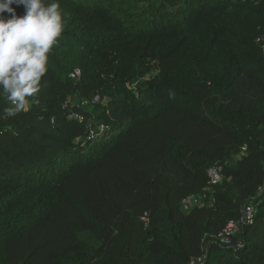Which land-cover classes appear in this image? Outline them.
<instances>
[{
  "label": "trees",
  "instance_id": "obj_1",
  "mask_svg": "<svg viewBox=\"0 0 264 264\" xmlns=\"http://www.w3.org/2000/svg\"><path fill=\"white\" fill-rule=\"evenodd\" d=\"M114 1L59 0L38 93L11 116L0 94V264H264V0Z\"/></svg>",
  "mask_w": 264,
  "mask_h": 264
},
{
  "label": "clouds",
  "instance_id": "obj_2",
  "mask_svg": "<svg viewBox=\"0 0 264 264\" xmlns=\"http://www.w3.org/2000/svg\"><path fill=\"white\" fill-rule=\"evenodd\" d=\"M65 23L59 0H0V94L11 102L8 115L25 110L38 93Z\"/></svg>",
  "mask_w": 264,
  "mask_h": 264
},
{
  "label": "built area",
  "instance_id": "obj_3",
  "mask_svg": "<svg viewBox=\"0 0 264 264\" xmlns=\"http://www.w3.org/2000/svg\"><path fill=\"white\" fill-rule=\"evenodd\" d=\"M258 44L261 46L262 50L264 51V36H259L257 38ZM71 76L73 78H80L81 72L79 69H76ZM109 101L108 97L101 98L99 95L94 96L92 99H85L81 102V106H87L90 103H103L106 105ZM27 107V104H26ZM70 117L83 120L84 117L80 113H72ZM108 126L105 124H101L99 126V130L95 131V129H90V134L88 136V140L94 139L101 135ZM246 147L243 148L244 154ZM207 185L205 190L198 194H191L184 198L182 201V205L185 211H190L194 207L199 206H214L216 203V195H215V186L220 184L224 177V165L218 164L208 168L207 170ZM256 215V208L252 204H245L241 209V216L238 219H231L227 222L226 226L222 229V231L218 234L219 240L224 244H230L232 242L233 236L240 230V228L244 225L250 224L254 221V217ZM141 220L144 222L145 225L149 224V215L148 213H144L141 216ZM200 260V258L198 259Z\"/></svg>",
  "mask_w": 264,
  "mask_h": 264
},
{
  "label": "rangeland",
  "instance_id": "obj_4",
  "mask_svg": "<svg viewBox=\"0 0 264 264\" xmlns=\"http://www.w3.org/2000/svg\"><path fill=\"white\" fill-rule=\"evenodd\" d=\"M115 3H111L109 4V6H111L112 8H117L119 5H121L123 7V9H128V7L130 5H135V4H139V5H146L147 1H143V0H115Z\"/></svg>",
  "mask_w": 264,
  "mask_h": 264
}]
</instances>
